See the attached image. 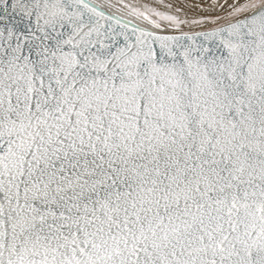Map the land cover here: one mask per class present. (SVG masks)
Returning a JSON list of instances; mask_svg holds the SVG:
<instances>
[{
    "label": "snow or ice",
    "instance_id": "obj_1",
    "mask_svg": "<svg viewBox=\"0 0 264 264\" xmlns=\"http://www.w3.org/2000/svg\"><path fill=\"white\" fill-rule=\"evenodd\" d=\"M165 7L0 0V264H264V0Z\"/></svg>",
    "mask_w": 264,
    "mask_h": 264
},
{
    "label": "bare ground",
    "instance_id": "obj_2",
    "mask_svg": "<svg viewBox=\"0 0 264 264\" xmlns=\"http://www.w3.org/2000/svg\"><path fill=\"white\" fill-rule=\"evenodd\" d=\"M100 2L105 4H116L117 0H100ZM218 0H120L121 4H148L151 7H158L161 11H168L165 7L168 3H173L174 5H179L183 7L182 15L187 18H200L206 15H220L223 14L218 8L213 11L210 5H214ZM222 2V0H219ZM115 11L135 19L136 21L151 27V24L139 17L130 14V10L123 9L120 10L119 6L113 8ZM166 23V22H165Z\"/></svg>",
    "mask_w": 264,
    "mask_h": 264
},
{
    "label": "water",
    "instance_id": "obj_3",
    "mask_svg": "<svg viewBox=\"0 0 264 264\" xmlns=\"http://www.w3.org/2000/svg\"><path fill=\"white\" fill-rule=\"evenodd\" d=\"M111 10H113V9H111ZM113 11H115V10H113ZM119 14H121V13H119ZM121 15H123V14H121ZM125 17H127L128 19H133V18H131V17H128V16H126V15H124ZM136 23H140V22H138V21H136L135 19H133ZM140 24H142V23H140ZM143 25V24H142ZM144 26H146V25H144ZM146 27H148V26H146Z\"/></svg>",
    "mask_w": 264,
    "mask_h": 264
}]
</instances>
